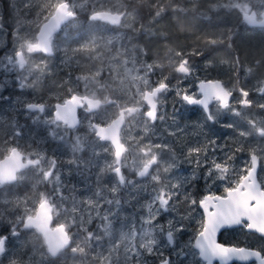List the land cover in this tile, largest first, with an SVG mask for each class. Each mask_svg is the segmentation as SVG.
<instances>
[{"label":"rangeland","instance_id":"rangeland-1","mask_svg":"<svg viewBox=\"0 0 264 264\" xmlns=\"http://www.w3.org/2000/svg\"><path fill=\"white\" fill-rule=\"evenodd\" d=\"M125 1L0 0V157L15 144L29 156L44 162L35 172L21 177L16 186L0 188V222L14 220L12 226L15 227L24 216L36 212L37 207L47 200L54 207L55 224H65L76 232L80 230L88 243V248L71 252L70 260L63 255L54 259L49 256L46 242L39 234L19 235L11 258L23 264H159L161 256L167 252H171L179 264H186L187 258L177 253L191 238L195 222L182 221L186 230L177 236L175 246H169L165 235L153 223L158 215H163L165 221L168 218L179 219L189 212L193 220L200 216L198 209L191 207L187 197L182 196V189L190 188L189 182L195 180L196 172L183 170L186 167L181 164L187 163L193 155L207 156L213 166L222 163L228 167V172L218 174L215 167H210L204 171L205 177L214 181L225 180L234 171L241 173L245 169L244 166H233L227 160L234 157L231 149L241 147L245 152L255 151L256 140L262 137L258 129H264V120L253 118L247 109L239 111L238 101L226 111L218 105L213 107L214 123L196 110L184 114L181 109L185 107L183 95L198 96L196 84L204 80V70L212 68L214 78L230 87L228 70L238 69L237 58L226 49L224 52L228 58L216 55L209 56L212 61L204 58L202 47L206 42L198 46L188 45L195 44L191 39L193 35L201 26H207L209 20L214 19L213 25L218 21L225 22L221 17L215 22V17L223 15L232 19L225 22L229 26L224 29L237 31V18L242 16L240 9L246 7L249 12L252 9L260 12L264 8V0H218L216 3L215 0H142L149 2L148 5L145 3L144 15L157 8L159 12L147 25L141 22L137 27L149 31L151 36H160L165 44L164 52H171V48L179 44L191 47L182 48L183 51L173 50L160 61L155 54L147 55L139 45L130 41V29L136 30L140 20L136 13L129 12L122 25L114 31L96 28V22H93L96 12H124ZM61 2L71 7L76 19L62 26L51 39L52 56L29 52L27 45L37 43L40 27ZM5 5L12 19L5 17ZM196 6L199 16L195 22L192 20L193 12H189ZM176 9L180 14L177 17L172 13ZM163 11L171 13L166 16ZM209 12L212 16L208 17L211 18L203 21ZM178 18L174 25L173 21ZM85 19L91 24H84ZM168 33L172 39L171 48L165 42ZM181 34H186L182 41L178 37ZM146 39L148 41V36ZM223 39L220 31L211 41L216 44ZM262 44L263 41L249 39L242 33L234 45L241 47V60H250L256 56L264 58V50L260 49L264 46ZM189 49L191 54L185 52ZM18 52H23L27 59L24 78L11 71L18 68ZM185 60L189 61L191 70L189 79L176 73ZM254 64L257 66L256 62ZM257 75L248 74L244 81L257 83ZM174 77L180 82L173 85L170 81ZM160 84L171 87L160 95L158 118L152 123L145 116L148 109L143 98L146 91ZM20 89L24 90L17 93ZM79 89L91 97L103 94L104 101L106 98L114 99L117 104L106 106L97 113L89 112L84 117L83 127L71 135L63 125L49 117V109ZM32 102L47 103L49 109L45 116L26 112L27 105ZM129 107L139 109V112L127 115L121 133L128 148L123 164L128 179L121 185L117 178L111 176L115 160L111 158L108 146L96 140L88 120L93 118L108 125L121 108ZM258 142L262 144L264 141ZM68 152L77 156L80 161L78 167H82L83 174L68 186L72 191L71 198L63 173ZM146 166L151 168L150 173L139 178L137 174ZM108 175L111 183L106 181ZM162 193L164 198H170L167 211L160 206ZM129 199H138L136 203L139 204L131 206ZM77 237L80 234L77 233Z\"/></svg>","mask_w":264,"mask_h":264},{"label":"flooded vegetation","instance_id":"flooded-vegetation-1","mask_svg":"<svg viewBox=\"0 0 264 264\" xmlns=\"http://www.w3.org/2000/svg\"><path fill=\"white\" fill-rule=\"evenodd\" d=\"M145 3L147 5L149 4V2H146V1L144 2L142 0L140 2L136 1V0H127V2L125 1V3H124L125 6H126V9L124 10V12H116V11H111V10H102V11L96 12L94 14V16H93V20L94 21L93 22L94 23L96 22V26H97L96 28L97 29H102L104 31H114L115 29H117L118 27H120L122 25V23L124 22V19L129 16V12L136 13L140 17V20L136 24V30L135 29H130V32H129V38L131 37L130 41L132 43H135V44L139 45L141 47V49H143L147 55L155 54V57H156V59L158 61H160L164 56L168 57L173 50H177L178 49L180 51H183L182 48H186V49L191 48V47H186V45L183 46V44H179L178 47L171 48L169 46V44H170L172 39H171V36L168 33V35L164 34L162 36L166 35L165 36L166 37V41L165 42L169 46V48H171L173 50L171 52H169V53L167 51L164 52L163 48H164L165 44H163V41L161 40L160 36H159V38H157L158 36H151V34H149L150 33L149 31H146L145 29H142L141 26L137 27V25H141V24H146L147 25L150 22V20L157 14V12H159V9L157 8V9L151 10L150 13L147 12V15H144L143 11H146V4ZM170 3L171 2H169V6H171ZM174 4H177V3H174ZM150 5H152V2H150ZM193 5H195V4H193ZM196 10H197V6L195 7V9H193L191 12H189V13L193 12L192 15L194 17L192 18V20H194L195 22L198 21L197 18L199 16L197 14ZM252 10H255V9H252ZM263 11H264V8L260 12L257 11L258 19L261 18V15H262ZM151 12H153V13H151ZM163 12L166 13L167 11H163ZM100 13H110L112 15L122 16L121 22L118 23V24H111V23L105 21L104 19H97L96 15L100 14ZM170 13H166V16L170 15ZM172 13L175 14L176 17L180 15L177 12V9L176 10H172ZM210 15L211 14L209 12V14H207V18L203 19V21H206V19L209 20V18H211V17H208V16H210ZM76 17H77V15L75 14V16L70 18L68 20V22L66 24H64L63 26L67 25L69 22H71L74 19H76ZM10 18H11V16H10ZM114 20L116 21V19H114ZM162 20H160V22ZM213 20L212 21L209 20V22L207 23V26H201L202 28L200 30V34H201L200 36H198L199 35V30H198L196 35H193V37L191 39H193L195 44L193 42L188 44L189 46H198L200 44H203V42H206V44H203V47H202L205 50L204 58H209L211 61L213 60V59H211V57H209L211 55H216V57H220L221 56V57L228 58V54L224 52L225 49H226V51L230 52L231 56H235V58H237V59L243 57V53L238 51L236 46L233 47V45L242 37V33L251 34L252 36L248 37L249 39H251V38L253 39L254 36L257 35V34H261V35L264 36V31H263L264 28L250 27V26H248L247 24H245L242 21V18H240V19L237 18V22H236L237 25H238L237 31L227 30L226 32H229V34H230L229 39L228 40L227 39L220 40L221 43L219 44V46H218V48L216 50H214L213 47H211V49H210L208 44L213 38V30H214V25L212 24V23H214ZM178 21H179V18L174 20L173 24L175 25L176 23H178ZM87 23L91 24L90 21H87L85 19V23L84 24H87ZM224 23L225 22L218 21V24H224ZM208 24H210V26ZM239 25L242 27V30L239 28ZM155 31H156V29H155ZM105 34H108V32L105 33ZM185 35L186 34H181V36H178L179 40L182 41L183 38H186ZM147 36H148V41L146 39ZM199 37H201V39H202V40H200V42L197 41ZM36 39H37V42H38V36H37ZM262 39H264V38H262ZM144 41L147 42V45L145 44ZM212 41L210 42L211 46H213L212 45L213 44ZM180 46H182V47L179 48ZM34 52L37 53V54L48 56V57L52 56V54H46V53L41 52V51H34ZM185 52H189L190 54L192 53V51H190V49L186 50ZM18 53H22L21 59L24 61V65H23V67H20V63H19L20 59H19V56L17 55L16 56V60H17L18 68H13V69H11V71H12V74H16V75H19L21 78H24V77H26V75L24 73V70H25V68L27 66V59H26V57H25L23 52H18ZM215 53H219V54H215ZM258 64H260V63H258ZM258 64H257V67L253 68L252 70H250V71H248L246 73L245 70L241 69L240 63H237L238 69L232 70V71L228 70V72H229L228 77L230 79H228V78L227 79L229 80L230 87L227 86L226 88L232 94V99H231V103H230L229 107H231L232 104L235 103V101H239L242 98L241 97V90L243 89V90H245V91H247L249 93V98L248 99L252 103H251L250 107H245V106H242L239 102H237V108L239 109V111H244V110L247 109V111L249 110V113L252 115L253 118L257 117V118H260V120L263 121L264 120V107H261V105H264V94H261L260 90L264 89V71L263 72L260 71V68H258ZM187 66L189 68V61H187ZM204 71H205L204 74H203L204 75V77H203L204 80H200L199 82L218 80L217 78H214L213 74H211V73H213L212 72L213 71L212 68H208V69H206ZM176 73L178 75H180V76L183 75V76H185L188 79L191 77V70L189 71L188 74H181L178 71H176ZM248 74H252V75L253 74L254 75L258 74L257 75V80H259V81L257 83H254V82H251V81L246 83L244 81V78ZM179 82H180V80L175 78V77L172 78L171 81H170V83H172L173 85L176 84V83H179ZM197 85L198 84H196V88H197ZM156 87L157 86L153 87L151 89V91L154 90V88H156ZM170 87H171V85L170 86L168 85V89ZM23 90L24 89H20L19 91H17V93H21ZM80 91H82V90L79 89V91L73 92L71 95H69L63 101L57 102L54 105L53 109H49V107H48L46 102H42V103H34V102H32V103H29L27 105V107H26L27 108L26 112H29L30 114L38 113V114H42V115L45 116L46 112H48L47 109H49V117L54 118L57 123H59V124H61V125H63L65 127L67 132H69L71 135H73L75 132H78L83 127L84 117L88 116L89 112L97 113L101 109L105 108L106 106L117 104L116 100H114V99L106 98L107 100L104 101V99H103L104 95L103 94L100 95V96H97V97H91V96H88L86 93H81ZM75 96L79 97L81 99V105L78 107V118L80 120V124L76 128H73L68 123L63 122V121H59L55 117V112H56V106L58 104L64 105L68 100H70L71 98H73ZM86 97L90 98V99H93V100L101 101L102 102V106L98 110L92 111L85 104L84 98H86ZM175 97L177 98V94H175ZM197 98H199V94H198ZM182 104L185 106L183 109H181V111L184 114H187L190 111L196 110L197 112H200L202 115L207 117V115L205 114L204 110L201 107L188 105L184 101H182ZM30 105L42 106L43 111H41V110H36V111L30 110L28 108ZM217 105L219 106V103H214V104H212L210 106V110L209 111H210V115L211 116H212L213 107H215ZM184 109H186V111H183ZM221 109H223V108H221ZM227 109H223V110L226 111ZM121 110H122V108L118 111V114H119V112ZM136 110H137V113H138L139 109H136ZM158 111H159V108H158ZM191 113L194 114L193 112H191ZM128 114L129 113L126 114V121H127V115ZM114 119L115 118H113L112 120H114ZM226 120H229L228 116H226ZM94 124H99V125H107V124L100 123L99 121H97V120H95L93 118H90L88 120V125H89L90 129L93 131L94 137L96 138V140L98 142H100L101 144L108 146V148H109V150L111 152V158L113 160H115V162L112 165V175L111 176L113 178H117V175L114 173V170L116 168V165H115V163H116L115 151L112 148L110 143L103 142L99 138H97L96 131L93 128ZM125 124H126V122H125ZM259 140L260 141H264V135H262V137L260 139L256 140L257 148H256L255 151L245 152L244 150H242L241 147L232 148L231 151H233L232 154L234 155V157L232 159H230L228 157L227 160L229 162H231L233 166H235V165L238 166V167L239 166H244L245 168H247L251 164L250 156L251 155H255L260 163H264V148L262 146V145H264V142H262V144H259V142H258ZM122 142H123V140H122ZM126 148H127V146H126ZM15 149L18 150L23 155V162L24 163H26L28 161H38L39 163L37 165L31 166V167L21 171L17 175V181L15 183H13V184H1L0 183V188H2V189H4V188L6 189L7 187L10 188V187L16 186L19 183L21 177H24V176L30 174V172H33V171L35 172V170L39 169L42 166V164L44 163L43 160L38 158V157L29 156L24 149H22L19 146H16L15 144L10 147L9 151H7L6 153L1 155L0 161L3 160L4 158H6L7 156H9L12 153V151L15 150ZM237 149H240V150L237 151ZM127 152H128V148L126 150V153L123 156V164H124V161L126 159ZM76 157L77 156L74 153H71V152H68L66 154L67 163L63 167V173H64V178L67 181V187L68 186L70 187L71 183L76 182V179L79 178L81 176V174H82L81 173L82 167H78V165H80L79 164L80 161ZM71 161H72V163H71ZM181 165L186 167V169H183L185 171L187 170L188 172H196V177L194 178L195 180L189 182L190 183L189 184L190 188L188 189L187 187H185L184 189H182V192H183L182 196H185L184 194L187 193L188 195L185 196V197H187V199H189L190 197L191 198L192 197H196V199L199 200V199H202V198H204V197H206L208 195H217V194L223 196L224 195V191H223L224 188L229 186V184L232 183V181L235 179L234 174L231 175V176H228L227 179H225V180H217V181H214L213 179H209V178L205 177V176H207V174L204 171L208 170L210 167L211 168L214 167L213 163L210 162V159L207 158V156L206 157H204V156L196 157L195 155H193V156H191V158H189V161L187 163L181 164ZM83 168L86 169L85 167H83ZM242 173H243V171L241 172V174ZM123 174L125 176V179H126L125 183H126L127 179H128V175H127L126 168L124 167V165H123ZM108 176L109 177H107L106 181L111 183V176L110 175H108ZM47 178H50V174H47ZM117 180H118V178H117ZM118 183H119V181H118ZM121 185H124V184H121ZM69 187L67 188V193H68L69 197L71 198L73 195L71 194L72 191L69 189ZM43 202H49V201L44 200ZM49 203L52 205L51 202H49ZM37 209H38V207H37ZM53 211H54V207H53ZM198 211H199V214H200V210L199 209H198ZM36 214H37V210L34 213H31L29 215L24 216L23 219H21L17 223V225L15 227L12 226V224L14 223V220H11V222H6V221L5 222H0V227H9L11 229H16V230H12V233H14V234H12V233L9 234V241L6 244L5 251L0 255V264H23L21 261H17V259H12L11 258V255L13 253V247H14V245L16 243V240H17L19 235L20 236H22V235L25 236L27 234H39L43 238V236L39 233V231L37 229H26L25 228V221L29 217L36 216ZM54 221L55 220H54V215H53L52 228H55V227L60 226V225L65 226V230H66V233L68 235V239L70 240V244H69V246L67 248L62 250L57 257H52L49 254V252H48V254H49V256L51 258L57 259V258H59V257H61L63 255V256H68L69 260H70L71 259L70 258V253L71 252H73V251L74 252H76V251L80 252V250H84L85 248H88V243H86V238H85L84 234L80 230H78V232H76V230H74L73 228H69L68 229V227L65 224L57 225V224H55ZM77 233L80 234L79 238L77 237ZM218 239L221 242H223L225 245H242V246L243 245H254V246H258V242L256 240L248 238L246 236V234L243 231L239 230V229L224 231L223 235L218 237ZM44 241H45V239H44ZM47 250H48V248H47ZM163 256L170 257L171 260L173 261V264H179L178 261L174 260L173 255L171 254V252H167ZM78 259H79V256H77V260ZM160 263H161V261L159 262V264ZM213 264H220V263L218 261H215ZM231 264H257V263L256 262H251V263L234 262V263H231Z\"/></svg>","mask_w":264,"mask_h":264},{"label":"snow or ice","instance_id":"snow-or-ice-1","mask_svg":"<svg viewBox=\"0 0 264 264\" xmlns=\"http://www.w3.org/2000/svg\"><path fill=\"white\" fill-rule=\"evenodd\" d=\"M244 20L247 23H257L256 14H249V9H240ZM75 16L71 7L64 2L55 6V12L51 20L42 29L39 40L36 44L29 43L28 51H46L51 52L50 41L52 34L67 19ZM22 56L21 53L17 54ZM20 67H23L24 61H19ZM180 73L188 74L189 68L187 61H183L177 68ZM166 87L161 85V88ZM264 94V89L260 90ZM231 92L225 90L218 82L201 83L199 86V97L195 94H185L182 99L186 104L201 107L208 117V120L214 123V118L208 114L209 104L213 100L219 103V107L227 109L230 106ZM249 93L241 90V99L238 101L242 106L250 107L251 101L248 99ZM35 107V106H30ZM155 106L153 105V108ZM264 107V105H261ZM41 111L43 108L41 106ZM149 116H153L154 112H149ZM59 119H67V116ZM258 134L264 135V129H258ZM240 149H237L239 151ZM122 148L118 146L116 153L119 157ZM194 151H199L195 149ZM251 164L243 170V173L234 171L235 179L229 186L224 188V195H208L202 199L189 198L188 203L191 207L200 210L198 219H194L191 213L173 220L168 218L165 221L163 215H158L154 226L159 227L162 234L165 235L169 246H175L177 236L186 230L183 220H192L195 222V228L192 229L191 238L184 243L178 256L186 257V264H213V261H219L220 264H230L232 261H257L258 264H264V163H260L255 155L250 156ZM154 162V161H153ZM8 161L0 162V167L8 166ZM215 169L218 174L220 172L227 173L228 167L222 166V163H215ZM143 175V173H141ZM6 179V178H5ZM185 196L188 194L185 193ZM46 203V202H45ZM170 198H164L161 194L160 206L167 211ZM44 205L35 218L29 217L28 223L37 228L45 237L48 250L53 255L66 246L68 238L63 226L52 228L47 220L42 219ZM50 212L51 209L49 208ZM239 229L243 231L248 238L258 242V246L254 245H225L218 237L223 235L224 231ZM12 229L9 227H0V254L5 251L6 244L9 241V234ZM14 234V233H12ZM149 251H152L150 249ZM161 264H173L168 256H161Z\"/></svg>","mask_w":264,"mask_h":264},{"label":"water","instance_id":"water-1","mask_svg":"<svg viewBox=\"0 0 264 264\" xmlns=\"http://www.w3.org/2000/svg\"><path fill=\"white\" fill-rule=\"evenodd\" d=\"M255 13L256 14V19H257V23L255 24H250L247 23L244 18L243 15L241 16L242 21L247 24L248 26H254V27H264V11L261 15V18L258 19V14L256 10H252L251 12H249V14L251 13ZM52 17V16H51ZM51 17L41 26L39 32H38V40H39V36L40 33L42 31V29L44 28V26L51 20ZM97 19H104L105 21L111 23V24H118L121 22L122 16H118V15H112L110 13H100L96 15ZM70 19V18H69ZM67 19L64 23H62L60 25V27L52 34L51 39L53 38V36L60 31L61 27L66 24L68 22ZM116 19V21L114 20ZM50 48H51V41H50ZM39 51V50H38ZM44 52L46 54H52V51L50 53L46 52V51H41ZM22 54V53H21ZM19 59L21 60V56H19ZM180 73V72H179ZM184 74V73H181ZM206 82H218L225 90L229 91L221 81L219 80H214V81H205V82H199L197 85V89H198V94H199V86L201 83H206ZM161 85H165L166 87L161 88ZM168 90V85L167 84H160L159 86H157L156 88H154V90L152 91H146L144 94V103L147 107V111L145 113V116L147 119H149L152 123H155L157 121L158 118V108H159V97L161 94H163L165 91ZM200 98V97H199ZM249 98V96H248ZM232 99V96H231ZM85 104L92 110V111H96L98 110L101 106H102V102L101 101H97V100H93L90 98H84ZM214 103H218L217 101L213 100L212 103L209 104V108H208V114H210V106ZM231 103V100H230ZM81 105V99L79 97H73L70 100H68L64 105H60L58 104L56 106V112H55V117L57 118V114H59L61 117L67 116V119H59L57 118L59 121H63L68 123L71 127L76 128L79 124H80V120L78 118V107ZM153 105L155 106L153 108ZM30 106H35V107H30ZM28 108L30 110L36 111V110H40L41 106L39 105H30ZM149 112H154V118L153 116H149L148 113ZM130 113V114H136L137 110L135 108L129 107V108H124L122 109L118 116L112 120V122L108 125H99V124H94L93 128L96 131V136L97 138H99L101 141L103 142H108L111 144L112 148L115 151V158H116V168L114 170V173L117 175L118 181L120 184H125V176L123 174V156L126 153V146L125 144L122 142V137H121V133L123 130V127L125 125L126 122V114ZM118 146L120 148H122V151L120 152L119 157H117L116 153L118 151ZM4 161H8V166L6 167H0V183L1 184H13L17 181V175L31 167L34 165H37L39 162L38 161H28L26 163L23 162V155L18 151V150H13L12 153L7 156L6 158H4L3 160H1L0 162H4ZM151 168L146 166L143 168V170L138 174L139 178H145L148 176V174L150 173ZM141 173H143V175H141ZM6 178V179H5ZM44 205V209L43 212H41V217L42 219L47 220V222L50 224V226L52 227V223H53V206L49 203V202H43L38 206L37 209V214L38 212H40L41 210V205ZM51 209V211L49 212L48 209ZM36 214V216H37ZM36 216H34L33 218H35ZM29 218L25 221V228L26 229H37L36 227L30 225L28 223ZM63 226V225H60ZM60 226H57L55 228H59ZM64 230H65V226H63ZM39 233L43 236V234L39 231ZM66 233V230H65ZM67 235V233H66ZM43 238L45 239V237L43 236ZM68 238V235H67ZM46 242V246L48 248V244L47 241L45 239ZM70 244V240L68 239V243L66 244L65 247H63L62 249L58 250L54 255L52 253L49 252V254L52 257H57L60 252L62 250H64L65 248H67ZM1 255V254H0ZM215 261H213L214 263ZM219 262V261H218ZM234 262H239V263H251V262H256L258 264L257 261H248V262H242V261H232L231 263ZM220 263V262H219ZM161 264V263H160Z\"/></svg>","mask_w":264,"mask_h":264},{"label":"trees","instance_id":"trees-1","mask_svg":"<svg viewBox=\"0 0 264 264\" xmlns=\"http://www.w3.org/2000/svg\"><path fill=\"white\" fill-rule=\"evenodd\" d=\"M136 1H139L140 2V0H136ZM218 0H215L214 2L216 3ZM5 17L7 18V17H10L11 15H10V11H9V9H8V7H7V5H5ZM216 16V15H215ZM219 17H221V18H223L224 20H226L225 22L227 23V21H230V20H232L230 17H227V16H225V15H223V16H218V17H215V22H216V18H217V21L220 19ZM11 19H12V17H11ZM11 19H10V21H11ZM9 21V26H10V29L11 28H13V24L12 25H10V22ZM222 22H224V21H222ZM226 23H224V24H221V25H219L218 23L217 24H215L214 25V32H213V38L215 37V35L216 34H220V31L223 33V35H224V39H229V37L228 36H230V34H229V32H226L227 30L226 29H224V27H228L229 25L228 24H226ZM229 23V22H228ZM224 25V26H223ZM239 28L242 30V27L239 25ZM201 30V29H200ZM200 30H199V35L198 36H200L201 34H200ZM264 31V30H263ZM243 32V31H242ZM245 36L248 38V37H250V36H252L251 34H249V33H246L245 34ZM263 38V36L261 35V34H257V35H255L254 36V38H253V40H256V41H259V42H264V39H262ZM260 39V40H259ZM200 40H202L201 39V37H199L198 38V42H200ZM214 40H217V39H214ZM219 42L217 41V43L216 44H213V49L214 50H216L218 47H216L217 45L219 46ZM262 45H264V44H262ZM235 45H233V47H234ZM237 47V50L238 51H240V52H242V50H241V47H239V45H237L236 46ZM260 49H262V50H264V46L262 47V48H260ZM243 59V58H242ZM260 63V64H258V68H260V71L261 72H263L264 71V58L262 57V56H256V57H253L252 59H250V60H248V59H246V60H241V58H239V59H237V63H240L241 65H240V67H241V69H243V70H245V72L247 73L248 71H250V70H252L253 68H255V67H257V66H255V64L254 63ZM238 66V65H237ZM141 196V195H140ZM139 199V198H138ZM137 199V200H138ZM136 200V201H137ZM136 201L135 200H131V199H129V204L132 206V205H138L139 203H136Z\"/></svg>","mask_w":264,"mask_h":264},{"label":"bare ground","instance_id":"bare-ground-1","mask_svg":"<svg viewBox=\"0 0 264 264\" xmlns=\"http://www.w3.org/2000/svg\"><path fill=\"white\" fill-rule=\"evenodd\" d=\"M250 27H254V26H250ZM254 28H264V27H254ZM235 31V30H234ZM241 65V64H240Z\"/></svg>","mask_w":264,"mask_h":264}]
</instances>
